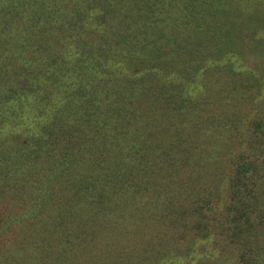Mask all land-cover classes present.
I'll list each match as a JSON object with an SVG mask.
<instances>
[{"label":"trees","instance_id":"1","mask_svg":"<svg viewBox=\"0 0 264 264\" xmlns=\"http://www.w3.org/2000/svg\"><path fill=\"white\" fill-rule=\"evenodd\" d=\"M263 77L264 0H0V238L16 230L0 264H64L81 246L97 249L84 264H173L176 222L214 230V188L193 176L224 153L246 209L226 210L217 236L260 238L248 263L264 264ZM129 200L160 211L133 245ZM102 211L127 240L92 236Z\"/></svg>","mask_w":264,"mask_h":264},{"label":"rangeland","instance_id":"2","mask_svg":"<svg viewBox=\"0 0 264 264\" xmlns=\"http://www.w3.org/2000/svg\"><path fill=\"white\" fill-rule=\"evenodd\" d=\"M264 80V77H263ZM217 108H221L220 104H217ZM22 111L25 112L26 109L22 108ZM19 117H15V124L17 125V122L20 123H24L26 118L25 116L19 115ZM206 117V116H205ZM233 128H235V125L232 126ZM230 133V132H229ZM226 131L224 132L223 130L220 132V136H225ZM220 143H218L220 146H222L223 140H219ZM214 143V142H212ZM227 153L222 154L221 156L224 158L223 160L216 162L219 163L216 165V163H212L211 165L208 164H202L203 163V158L205 157L204 155H200L199 159V163L198 166L195 167L194 169V176H193V181L195 179H198V181L194 182L193 184H195L198 188L197 189H203L204 187L206 188H214V192L212 193V195H210V198L213 196V202H216V206H217V212H210V210H206L204 211L206 218L210 217V215L216 216V219L213 221V223H215L214 226V230L212 231V233L209 236L204 235L201 232H198L194 229L193 225H191V223L187 220V227H183L181 222H176L175 225L169 229V235H171L176 242H174L175 245H171V247H174V249H171L172 251H170L171 253L173 252V254L177 253L180 255L179 259H175L173 264H249L248 263V258H251L250 255V251L247 249L250 245L247 244V242H251L255 239L258 244L259 243V239L258 237H254L253 234H248L245 233L243 236V238L245 239V242H235V243H228L227 241H225L222 238H219L217 236V234H219L221 232V227H223L222 225H224V223L221 221L223 220V214L224 212H226V210H236L238 211V213H242L245 211L246 208H242L237 205H235L234 201V190L237 188L238 183L236 182V180L233 179V175L236 174L234 167H232V162L229 159H226ZM114 157L116 158L117 156V151L113 150V154L109 155L107 157V159L109 157ZM73 167L71 165H69V170H71ZM109 168V166H103L101 167L96 173H94L93 175L96 177L97 174L101 173V172H105L107 171V169ZM66 174H68L66 172ZM175 184H181V182H183V178L179 177L174 179ZM216 189V192H215ZM210 190V189H209ZM211 191V190H210ZM203 195H200V198ZM154 198V199H152ZM152 198H150L148 200V202L154 203L155 199L160 201L161 200V196L155 195L152 196ZM126 197L122 199V201H125ZM154 201V202H153ZM127 202H130L131 205V210L128 214V216L130 218H140V220L143 222V226H141V228L139 229H135L134 226L127 231L129 233L130 240L128 242H131V245L133 244H139L140 240H141V234L145 233H151L153 232V228L150 224L151 221V216L154 212L155 214L160 213L159 210H152L149 209V205L147 206H142L139 208L140 203L138 204H134L132 200H129ZM147 202V201H146ZM184 202H189L188 199ZM195 203H191L188 204L189 206H193ZM213 210V209H212ZM260 210V209H259ZM258 211V210H257ZM258 214H260V212H257ZM209 214V215H208ZM95 219H93V223L97 224V230H95L92 236L94 237H98L100 235H106L108 234H112V233H116V231H119L120 234L118 235L119 240H121V238L123 237L124 239H126V233L122 230H120V227L118 225V216L117 213L112 215L110 218H105L104 215V211L100 212L97 215H94ZM138 220V219H137ZM195 220V217H191V222H193ZM260 222L259 227H262L263 223L262 220H258ZM138 222V221H137ZM257 222V221H256ZM140 230V231H139ZM182 230H184L182 233ZM26 232V231H24ZM112 232V233H111ZM34 231H29L27 234V238L33 237L36 238L38 235L37 234H33ZM16 235V230L13 228L10 231H8L6 233L5 236L0 238V247H6L5 244L8 242V239H10L11 237H14ZM167 236V237H168ZM182 236H186L188 239H192L191 243H186L184 241V239L182 238ZM26 236L23 234H19L18 238H25ZM127 240V239H126ZM182 240V243L184 245H180ZM84 241V240H83ZM22 243H24L23 241H21ZM117 242V241H116ZM263 242V240H262ZM85 242H83V244H85ZM150 243V242H149ZM142 244V242L140 243ZM263 244V243H262ZM3 245V247H2ZM122 246H125L124 243L121 244ZM150 245V244H149ZM143 256H145L146 254H148V249L149 251H151V248L147 247L146 245H143ZM185 246L188 247L189 249L186 251ZM22 248V247H19ZM129 248V247H128ZM126 246L123 248V250L126 252V249H128ZM137 249V248H136ZM136 249L133 250V252L135 253ZM96 248H89V249H85V246H82L78 249L77 253H75V257H68L67 259H65L64 264H84V262H86V258L88 256L91 255V253H95L96 252ZM242 252H246L244 254V257L242 259H238V255ZM81 255H83L81 257ZM217 256V257H216ZM262 256H264V254L262 253ZM153 256H151V253L149 255V259L150 260V264H158V262H160L161 260H158L156 257L155 259L152 258ZM126 259H123L122 262H118V263H110L107 259L104 258V260L102 262H97V261H93L92 264H132L129 263L128 260L124 261ZM153 260H155L153 262ZM9 264H31L30 261H20L15 263L10 262ZM258 264H262V262H259Z\"/></svg>","mask_w":264,"mask_h":264}]
</instances>
